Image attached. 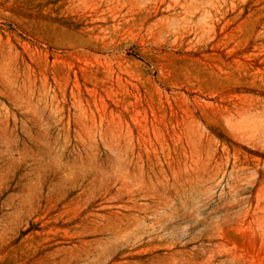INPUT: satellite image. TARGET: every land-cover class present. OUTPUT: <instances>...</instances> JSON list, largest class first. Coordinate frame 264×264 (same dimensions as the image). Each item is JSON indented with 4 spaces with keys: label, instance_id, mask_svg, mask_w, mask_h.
Segmentation results:
<instances>
[{
    "label": "rangeland",
    "instance_id": "1",
    "mask_svg": "<svg viewBox=\"0 0 264 264\" xmlns=\"http://www.w3.org/2000/svg\"><path fill=\"white\" fill-rule=\"evenodd\" d=\"M0 264H264V0H0Z\"/></svg>",
    "mask_w": 264,
    "mask_h": 264
}]
</instances>
